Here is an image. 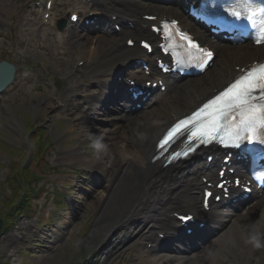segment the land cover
Wrapping results in <instances>:
<instances>
[{
  "label": "rangeland",
  "instance_id": "374dc122",
  "mask_svg": "<svg viewBox=\"0 0 264 264\" xmlns=\"http://www.w3.org/2000/svg\"><path fill=\"white\" fill-rule=\"evenodd\" d=\"M28 1L31 0H0V30H4L8 34L7 43H9L8 49H6L5 43L0 41V54H4V51H7L8 58H11L15 64L21 68L27 66L32 70L30 79L27 80L20 79L22 77V70H19L13 86L0 98V134H3L2 136L0 135V140L6 143L7 138L17 146H22V151L14 153L13 157H8L6 154L0 153V180H4L9 175L10 169L14 164H16L17 168L21 163L26 165V169L34 167L35 158L39 154L34 151L32 143L27 144L24 140L27 131H30L31 128L39 129L40 127L46 129L50 122H60L63 119L66 123L61 128H50L45 132V138L50 140V147L46 153L47 161L43 162L42 165L48 175L39 183V188L44 187L46 189L47 199L50 202L47 206L48 209L51 208V204L53 203L54 192H66L68 187L74 185V178L66 173L67 168L72 165V163L65 162L67 152H72L76 145L89 147L90 134H102L104 138L106 136L104 129L107 127H100L99 125H103V123L101 124L99 122H105L107 119L92 117L97 119L88 122L91 117L84 114L83 106L81 105V97L86 94H82V92L87 91V94H93L92 92H95L94 89L92 91L89 90L90 77L93 75L98 64H87L76 71L77 59L78 56H81L80 49H82L83 45H79L78 47L76 44H71L68 40L69 32V34H65L64 46L59 47L55 45L53 31L44 27L43 29H39L35 22L37 16H31L30 13L26 12L25 4ZM55 5L59 15H64V10L67 7L78 8V6H81L76 0L71 2L56 0ZM4 21H8L6 22L8 24H4ZM16 22L17 24H15ZM10 24L13 26V29L22 25L27 30L26 36L22 37L25 43L20 48H17L15 45L18 42L16 39H10L12 33L11 30L9 31ZM14 33L15 35L17 34L16 29ZM38 43H47L46 47L48 48L41 51L37 48ZM60 50L65 52L64 56L58 54ZM6 54L5 57H7ZM25 54L27 55V59L22 57ZM32 65H34L35 69H32ZM214 73V71L210 72L204 79H199L200 81L198 82H204L207 79L210 80L214 77ZM84 80L85 82H83ZM53 82L56 83V87L53 86ZM83 83L86 86L83 85L84 87H80V84ZM74 84L78 86V92L77 89L69 90L70 86ZM171 97L177 98L174 103L179 102L180 98L177 97L175 91H171L162 99L160 107L150 113H144L140 118L136 119L139 125L137 126L138 132L133 130V137L131 138L135 140L139 139V142H143V137L138 135L142 132H149V128H147L149 127L148 123L155 125L158 120L163 121L171 114L173 111L172 107H175L171 103ZM147 117H150V120L146 121ZM29 128L30 130H28ZM99 130L100 132L97 133ZM127 131L129 132V130ZM113 132L114 134H109V136L115 137V130ZM5 134L7 135L6 138ZM41 140L48 143L47 140L39 136V143ZM23 141L25 142L23 143ZM0 147L4 149L3 145H0ZM109 148L112 153L114 147L109 145ZM33 154L36 157L32 156ZM112 163L114 162L112 161ZM18 195L19 191L15 193L9 186L0 187V209L5 211L6 201H8L7 204H11V200L16 199ZM57 196L60 197V195ZM72 196L74 197V201L67 200L63 213L69 214L70 209H75L78 212L75 215L76 218H82L87 213H90V221L88 223H93V218L97 214L94 208H89L84 213L79 211L86 207L88 201L87 196H77V194H72ZM38 201L35 204L44 202V199ZM108 215V219L106 218L99 222L98 218L95 221L93 230L98 228L99 233L97 232L94 235L90 232L85 237L86 239L84 238L85 240L82 239L80 241H78L77 237L69 236L61 240L62 245L58 249L55 248L53 250H49L50 246L48 244L37 248L39 244L37 241L40 240L38 234H33L36 237L30 241V244L25 242V235L29 233L30 224L32 222L34 223V220L37 218V213L33 214L31 220H26L22 217L18 222V227L16 226L14 229L8 228V230L0 235V257L6 264H89L91 255L95 252L97 246H99L100 240L103 241L107 235V226L114 219V217L112 218L110 216L116 217V215H112L111 213ZM49 227L48 225H44L41 232L48 234L50 232ZM60 227H63V223H60ZM71 230L72 228L69 232ZM92 235L95 238L93 241L90 240ZM115 237L117 236L110 235L107 239L112 240ZM52 241L54 242V240ZM93 244H96V247ZM232 244H234V241L230 242L229 248L232 247ZM134 245L137 248V245ZM223 248L224 245H220L212 250L215 253V257L217 254H222ZM135 251L136 249H130L125 252L123 254L124 258L120 259L118 264H146L143 258L142 260L140 259L141 256L135 257L137 256V252ZM262 253V249H260L259 253L256 254V257L259 256V259L256 261L257 264H264ZM99 254L98 252L96 255ZM205 257L206 254L199 261L205 260Z\"/></svg>",
  "mask_w": 264,
  "mask_h": 264
},
{
  "label": "bare ground",
  "instance_id": "6f19581e",
  "mask_svg": "<svg viewBox=\"0 0 264 264\" xmlns=\"http://www.w3.org/2000/svg\"><path fill=\"white\" fill-rule=\"evenodd\" d=\"M124 2V1H121ZM126 3V2H125ZM132 11L138 13L142 10L141 6L129 3ZM126 17H132L137 23L136 29L133 31H126L123 33L120 38H117L116 41H112L109 39H105L103 37L98 39L88 38L87 35H83L82 33H78L76 31H70L69 41L71 44L83 45L82 55L86 63H93L97 57H100V49H108L110 53V57L112 63L122 62L124 58L131 57L132 53H125L123 51L127 50L124 46V42L122 38L125 35H134L135 37H148L149 32L148 29H145L144 23L140 22L136 16H133L128 8V15ZM79 31V29H76ZM5 35H3L4 37ZM75 45V46H76ZM215 47V46H214ZM92 48V49H91ZM218 54V59L221 65H224L223 70L218 69V74L214 75L210 80L207 79L204 82H193L187 85L180 86L178 88L177 94L180 97L178 103H174L177 98H172L171 103L175 105L172 107V114L168 116L163 121L158 120L155 125H149L150 132L145 135V139L143 143H136L134 140L130 139V135L126 133V131H122L121 135L119 133L118 145L115 146L114 151L110 153L107 157H110L116 163V169L119 170L118 181L114 184H111L110 187L113 189L112 199L115 197L114 195H119L121 193L123 208L126 209L125 205L135 207L134 214H139L144 210H149V212H154L153 205L154 204H165L164 198L158 197V195L169 189L167 187L169 182L163 178H161V170L157 165L159 163H151L149 161L150 157L153 156V150L157 143L158 138L164 133L167 127L172 124L175 120L181 118L185 113L192 111L209 97H212L215 94L216 90H220L221 87L232 80L235 76V68L239 65H243L245 63V57L248 55H253L254 57L263 56L261 52L264 50V47L260 48H252L250 46H243L238 48L232 47H215L214 48ZM137 53V51H135ZM242 59V60H239ZM125 60V59H124ZM108 68L111 69L110 64H108ZM107 67L102 66L101 71H105ZM98 83V82H97ZM101 91H105V84L102 86L99 85ZM121 90V88H119ZM108 97V96H107ZM182 99V100H181ZM110 100V97L107 98ZM133 123V122H132ZM135 124H131L129 128L133 129ZM130 129V130H131ZM122 138V139H121ZM121 145H123V151L127 154L125 158H122L120 155ZM82 158V157H81ZM83 160L89 162V164L96 163V160H93L92 157H84ZM160 166V164H159ZM106 171V168H105ZM190 171V170H189ZM211 171V170H209ZM167 177L169 175L167 172H162ZM192 173V172H191ZM194 174V172H193ZM184 173H181L176 177L177 186H183L185 191H192V198L195 200L196 193L193 192L191 182L189 179L184 180ZM112 191V190H111ZM146 194V195H145ZM145 195V196H144ZM183 194H179L174 196L180 197L182 199ZM148 197L146 201V205H144L145 209L141 210V206L143 205V201ZM111 194H109V198L106 200V205L103 211L107 212L111 205ZM161 198V199H159ZM179 198V199H180ZM175 200V199H174ZM173 201V199H172ZM180 204V203H179ZM263 205V204H260ZM179 206V205H178ZM263 208V207H257ZM196 209V207H195ZM256 209V208H254ZM260 214L258 215V219L262 224H264V210H259ZM118 222H120L123 211H120ZM159 219L155 223L162 222L161 218L154 215L152 221L155 219ZM156 224V225H157ZM253 224H256L255 222ZM252 227V225L247 228L248 230ZM96 232H98V228H96ZM246 229V228H245ZM250 232H254L253 230H249ZM94 233V232H93ZM90 240L93 241V235L90 237ZM90 241V243H92ZM255 260L259 259V256L254 257ZM256 263V262H255Z\"/></svg>",
  "mask_w": 264,
  "mask_h": 264
},
{
  "label": "snow or ice",
  "instance_id": "6c2138e0",
  "mask_svg": "<svg viewBox=\"0 0 264 264\" xmlns=\"http://www.w3.org/2000/svg\"><path fill=\"white\" fill-rule=\"evenodd\" d=\"M261 13L264 14V9H261ZM231 14L236 19L241 18L239 12L234 11ZM261 29L262 33H264V20L261 21ZM257 42L260 41L258 40ZM144 47L148 48L149 45L145 43ZM255 93H259V95H254ZM202 112L205 115L212 116L213 127H215V122L219 117L226 118L230 112H236L240 116L239 123L234 125L236 128L234 138L237 141L247 139L249 143H253L255 142L253 134L264 136V64L260 65L259 72L254 69L252 72L236 80L234 84L228 86L220 96L205 105ZM197 115H200V113ZM242 131L249 134L241 136L240 133ZM201 134L209 133H195L194 135ZM172 135L173 133H169V138ZM167 142L168 140L166 139L164 143ZM259 143L264 144V139H259ZM235 146L238 147L239 145L236 144ZM179 155V153L176 154L177 157ZM181 219H187V217H181Z\"/></svg>",
  "mask_w": 264,
  "mask_h": 264
},
{
  "label": "clouds",
  "instance_id": "9594fccd",
  "mask_svg": "<svg viewBox=\"0 0 264 264\" xmlns=\"http://www.w3.org/2000/svg\"><path fill=\"white\" fill-rule=\"evenodd\" d=\"M89 147L97 155V158H100L101 155L108 156L111 153L109 145L104 142L103 135H89ZM121 147L120 155L122 158L126 157V153L123 151V145ZM245 243L251 244L255 248H260L264 245L261 243V234L259 232L250 234L246 239ZM205 259L209 260L211 264H215V253L211 249H206Z\"/></svg>",
  "mask_w": 264,
  "mask_h": 264
},
{
  "label": "water",
  "instance_id": "95a60500",
  "mask_svg": "<svg viewBox=\"0 0 264 264\" xmlns=\"http://www.w3.org/2000/svg\"><path fill=\"white\" fill-rule=\"evenodd\" d=\"M1 67H2V66H0V69H1ZM11 72H12L11 69H10V71L7 72V73H8V79H7L6 83L9 82V79L11 78ZM2 86H3V85H2Z\"/></svg>",
  "mask_w": 264,
  "mask_h": 264
},
{
  "label": "trees",
  "instance_id": "16d2710c",
  "mask_svg": "<svg viewBox=\"0 0 264 264\" xmlns=\"http://www.w3.org/2000/svg\"><path fill=\"white\" fill-rule=\"evenodd\" d=\"M0 264H1V261H0Z\"/></svg>",
  "mask_w": 264,
  "mask_h": 264
}]
</instances>
